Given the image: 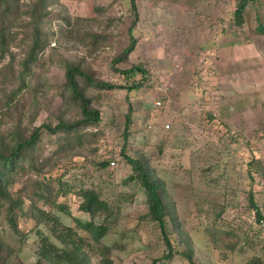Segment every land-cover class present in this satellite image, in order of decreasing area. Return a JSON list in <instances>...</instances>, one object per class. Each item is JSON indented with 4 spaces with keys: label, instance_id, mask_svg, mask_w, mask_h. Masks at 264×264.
<instances>
[{
    "label": "rangeland",
    "instance_id": "rangeland-1",
    "mask_svg": "<svg viewBox=\"0 0 264 264\" xmlns=\"http://www.w3.org/2000/svg\"><path fill=\"white\" fill-rule=\"evenodd\" d=\"M138 4L136 43L126 66L145 67L150 82L131 97L127 152L145 162L160 181L175 242L193 250L195 264H252L254 257L261 259L259 241L264 235L256 233L261 237H254V246L246 244V232L259 230L247 200L251 179L245 162L251 157L234 146L225 149L219 121L243 130L259 147L261 164L253 176L264 201V34L255 29V8L250 6L246 31L238 35L240 29L231 17L234 0H138ZM46 11L42 28L49 34V44L43 64L18 104L0 114V136L10 128L57 122L63 107L70 109L61 95L66 59H81L102 80H122L112 61L131 40L129 0H48ZM69 21L75 23L72 28ZM15 50L18 73L24 50ZM1 83L0 77V100ZM101 94L95 103L104 118L103 133L89 145L88 154H94L71 163L70 157L60 172L68 169L67 176L76 174L78 183L97 182L101 177L93 163L110 157V174L103 181L107 193L114 191L120 212L109 218L111 230L102 242L94 241L80 225L84 215L77 199L70 196L68 211L55 213L87 242L85 264H151L165 252V243L158 228L148 222L144 192L128 181L132 168L121 154L126 91ZM209 113L217 119L208 120ZM73 116L70 110L65 113ZM40 228L50 235L45 226ZM39 241L38 231L30 233L18 254L19 264H53L38 254ZM170 264L185 263L177 256Z\"/></svg>",
    "mask_w": 264,
    "mask_h": 264
},
{
    "label": "trees",
    "instance_id": "trees-1",
    "mask_svg": "<svg viewBox=\"0 0 264 264\" xmlns=\"http://www.w3.org/2000/svg\"><path fill=\"white\" fill-rule=\"evenodd\" d=\"M261 1L234 0L231 17L233 24L240 29L237 34L243 35L246 31L245 25L251 14L250 6L258 7ZM129 4L132 15L129 30L131 40L112 61L122 80H102L81 59H66V81L61 95L70 109L63 107L57 115V122L45 120L30 129L21 126L10 128L5 136H0V226L4 228V233L0 234V264H19L18 254L24 247L26 238L34 231L40 233L37 251L41 258L53 264H85L83 248L87 242L76 229L65 224L55 213V210L68 211L66 199L70 196L73 201L78 200V210L84 215V220L79 219V223L94 241L102 242L110 233L109 218L114 217L121 209L114 199V191L107 193L103 181L107 179L106 173L110 174L108 168L112 167L111 158L104 157L93 163L101 178L90 184L82 181L78 183L76 174L67 176L68 169L61 172L60 169L70 157L68 161L71 163L76 162L78 157L86 159L94 154H88L89 145L92 139L103 133L104 121L95 100L102 97L101 92L116 89L126 91L127 107L124 113V144L121 154L132 168L128 181H133L143 190L148 206V222L158 228L165 243V252L153 259L151 264H170L177 256L185 264H195L193 250L181 249L175 242L160 181L151 175L145 162L131 156L126 149L133 124L131 97L150 82L149 71L145 67L140 64L126 66L135 48L136 37L133 30L139 21L138 0H129ZM46 10L48 0H0V77L4 90V97L0 100V114L17 105L23 89H28L38 77L37 68L43 64L42 56L49 44V34L42 28L48 13ZM69 24L72 28L75 23L69 21ZM255 29L264 34L262 23L259 22ZM100 36L98 34L96 38ZM15 47L24 50L18 73L15 68ZM9 85L14 86L7 92L5 90ZM69 110L76 116L65 117ZM207 118L214 121L217 116L209 113ZM219 124L224 127L220 136L225 140V149L234 146V149H239L244 154L250 153L251 158L245 162L251 179L247 200L254 210L259 229L251 235L246 232V244L252 247L255 244L254 237H261H256V233L262 232L264 235V230L260 227V222L264 219L261 204L263 193L258 185L255 187L253 176V170L257 171V166L261 164L259 147L243 130H232L223 120ZM98 217L103 218L96 223ZM42 225L51 236L40 228ZM259 242L262 256L261 259L254 257L250 262L252 264L264 263V240Z\"/></svg>",
    "mask_w": 264,
    "mask_h": 264
},
{
    "label": "crops",
    "instance_id": "crops-1",
    "mask_svg": "<svg viewBox=\"0 0 264 264\" xmlns=\"http://www.w3.org/2000/svg\"><path fill=\"white\" fill-rule=\"evenodd\" d=\"M254 8H255V12H256V16H255L256 17V21H258L257 25H258L259 22L264 25V0L261 1V5L260 6H258V7L254 6ZM257 9L259 11H256ZM239 39L240 38H238V41H239ZM261 204H262V206H264V203H261Z\"/></svg>",
    "mask_w": 264,
    "mask_h": 264
},
{
    "label": "built area",
    "instance_id": "built-area-1",
    "mask_svg": "<svg viewBox=\"0 0 264 264\" xmlns=\"http://www.w3.org/2000/svg\"><path fill=\"white\" fill-rule=\"evenodd\" d=\"M160 103V102H159ZM112 164H114V162H112ZM260 227L264 230V219L261 220L260 222Z\"/></svg>",
    "mask_w": 264,
    "mask_h": 264
}]
</instances>
